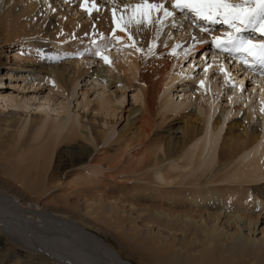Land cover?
<instances>
[{
	"label": "bare ground",
	"instance_id": "bare-ground-1",
	"mask_svg": "<svg viewBox=\"0 0 264 264\" xmlns=\"http://www.w3.org/2000/svg\"><path fill=\"white\" fill-rule=\"evenodd\" d=\"M100 1L97 4L95 0L98 10L93 8L89 13L85 9L91 7L93 0H0V43L27 38L36 55H23L21 50L14 52L10 62L16 70L33 75L34 80L41 76L53 91L65 97L73 96L78 78L98 79L96 85L102 88L100 92L96 89L99 93L91 108L96 113L117 118L120 113H116L113 102L121 104L119 99L125 98L126 91L136 90L132 91V97L137 103L127 109L124 129L117 130L113 139L115 128L110 126L107 135L106 130L90 121L83 123L76 113L60 120H49L50 115L29 119L28 131L20 139L14 126L18 113L0 115V264H264V239L242 234L232 237L225 227L207 228L192 217L180 216L179 211L169 213L163 206L155 210L154 216H149V221L144 220L149 229L143 231L136 228L135 219L124 216L117 206L126 199L151 197L150 201L165 203L169 208L188 205L194 211L203 205L201 211L204 209L209 214L207 219L218 220L223 215L228 225L243 226L255 233L260 215L244 218V211L249 209L244 201L264 210V130L262 134L260 130L264 126V113L263 117L244 113L239 123L235 122L241 126L240 131L234 133L238 128L232 120L226 123L239 110L232 109L233 104L215 116L214 97L211 102L209 98L203 99L204 105L198 106L197 111L195 108L187 111L190 114L183 111L184 102L168 99L171 84L181 76L173 77L169 71L176 56L181 61L193 54L198 45L205 46L213 35H222L230 29L227 25L221 29L202 21L194 24L191 14L185 18L184 13L177 14L171 8V0H149L163 2L174 11L173 17L159 23L162 12H153L147 22L128 23L133 8L142 0ZM119 1L122 4L112 5ZM81 3H85V8ZM113 9L117 21L123 17L120 23L127 24L123 32L113 23ZM200 26L209 28L210 32L201 33ZM243 35L259 38L255 32L253 36ZM117 36L120 39H114ZM109 39L126 48L123 52L126 66L117 62L105 64L101 57L95 58V51L106 50ZM41 46L49 50L40 53ZM106 51L102 53L109 58L111 55ZM61 52L76 55L58 63ZM39 55L46 61L40 62ZM213 65L218 62L213 61ZM253 69L242 65L238 68L235 74L245 73L240 84L247 75L253 76ZM203 76V84L208 88L206 75ZM258 77L253 76L262 99L264 77ZM111 85L123 90V94L107 93L110 88L105 89ZM196 90L202 99L204 89ZM87 100L84 107L91 102ZM41 101L37 110L50 113L53 100L45 97ZM262 106L264 101L260 109ZM13 107L26 109L15 104ZM230 107L228 114L226 110ZM50 110L54 115L60 112L57 107ZM176 119H183L178 134L166 140L157 136L155 128L166 120ZM135 124H138L135 130L128 133ZM45 128L49 131L45 132ZM42 132L45 134L41 137ZM79 137L91 142L93 148L87 151L83 144L89 146L85 143L73 146ZM64 144L70 147L66 152L61 151ZM158 148L162 156L157 153ZM138 153L142 156L133 159ZM53 161L62 162L61 167L56 168ZM166 162H172L173 169L179 166L178 174H171L163 166ZM68 168L78 170L74 187L66 194L50 195L52 203L57 204V200L62 206L38 211V199L54 188L50 184ZM85 171L96 178L86 177ZM147 188L149 194L143 192ZM252 190L256 194H250ZM70 198L82 200L85 208L81 210ZM153 225L165 228L166 233L152 231Z\"/></svg>",
	"mask_w": 264,
	"mask_h": 264
},
{
	"label": "rangeland",
	"instance_id": "rangeland-1",
	"mask_svg": "<svg viewBox=\"0 0 264 264\" xmlns=\"http://www.w3.org/2000/svg\"><path fill=\"white\" fill-rule=\"evenodd\" d=\"M24 1L26 2L28 0H24ZM96 1H97V4H101L100 0H96ZM50 3L53 4L52 1ZM116 3H117V5H119V4H122V1L114 2V3H112V5H115ZM103 4H109V2H107V3L105 2ZM54 6L55 7L57 6L56 7L57 9L59 8L58 5H54ZM56 8H54V9H56ZM177 14H182V13H179L177 11ZM83 19L85 21V18H83ZM83 19L82 18L79 19V20H81L80 22H82ZM224 26L225 25L221 23L220 25H215L213 27L222 29V28H224ZM246 33L247 34L249 33V35L251 34L252 36L254 35V32L251 30H249V32L246 31ZM24 39H26V40H24ZM210 41L208 43L206 42L205 46L200 45V47H199V45H198V47H196L193 50V54L187 55L186 57L182 58L181 61L178 58V56H176V59L174 60L175 61L174 63H176V64L175 65H173L174 63L171 64V67L169 68L170 69L169 71H171L170 74L172 73L171 75H173V77L175 76V74H179V75L181 74V76L182 75L183 76L182 77L178 76V78H176L173 81L174 84L173 83L171 84L172 86H170V88L168 90V91H170V98H168V99L170 101L173 100L176 103L184 102V104H185L184 108L185 109L183 111L186 110L185 112L189 113L187 111L193 110L194 108L196 110V109H198V106L199 107L203 106L204 100L208 101L210 99V102H211L213 97H214L215 101L214 102L212 101V105L216 109L215 116H216L218 111H221L223 108L228 107L229 104H233L232 109H234V107L235 108L237 107L239 110L237 111V113H235V115L232 114L231 116H229L226 123L229 122L230 120H232V124L234 123L237 128L241 127V126L239 124H236L235 122L238 120L237 123H239V120H240L241 116L244 115V113H250L251 115L263 117V114L261 113V111L259 112V109H260V105L264 101V98H263V96H260L262 99L259 98V94L261 91H260V88L258 87V85H259L258 82L255 81L256 79H254L253 76H255V78H259V77L256 76L255 73H252L253 76L247 75L245 77V79L243 80L242 84H240V79L245 76V73L241 74L242 71H240V73L235 74V72L236 71L239 72L238 68L240 69L241 65L239 63L236 64L235 61L230 59L228 56L214 52L215 47L212 45V42H210ZM110 42H111V45H110ZM23 43H25V44H23ZM50 43H52V42H50ZM44 44H47V43H43V45ZM60 48L64 49V46H60ZM20 50L23 52V55L30 54L32 56H36L35 53H33V50L31 48V45L28 43L27 38H22L20 40H18V39L17 40H10V41H8V43L6 42L5 45L0 43V115L10 116L12 113L15 114L14 112L18 113V115L16 114L18 117V118H16V120L17 119L18 120L14 124L15 135L17 138L21 139L24 137V135H26V132L28 131L29 119L30 120L31 119L39 120L41 117L43 118L46 115H50L49 120H52L53 118L60 120V117L62 119H64L66 115H70V116L73 115L74 116V114L76 113L77 116L79 115L81 117L80 120L83 123L90 121L89 123H92L93 126H99L103 130H106L107 135L110 134V132H111L110 129L108 130V128L110 126L115 128L116 131L113 134V136L111 137V139H113L116 136L117 130L122 131L124 129L125 112H127V109L129 111L130 107L137 104V103H135V101L132 97L133 96L132 91L135 93L136 90L126 91L125 98L119 99V100H122L121 104L119 102H116V101L113 102V106L114 107L117 106L116 113H120L119 116H117V118H116V116L111 117V116H107L104 114L96 113L94 111H91V108L93 107V101H94L95 97L100 92L101 86L96 85L97 83L100 82L98 79H96V78L93 79L92 76H89L88 78H84V77L78 78V80L76 82V86H74V89H72L74 91L73 96H71V95H69L68 97L62 96L61 93L53 91L54 89H52L53 87H51V84L49 82H46V80L43 79L41 76L35 77L36 80H34V78L32 77L33 75H30V74L27 75L25 72L18 71L15 69L14 65H11L12 62H10V61H12L11 59H12L13 55H15V53L17 51H20ZM48 50H49V48H47V46L39 47L40 53L44 52V51H48ZM106 50L103 49L101 51L100 50L95 51L96 52L95 54L97 56V57L95 56V58L105 56L104 53H102V51L103 52L106 51L107 53L109 52V55H111L110 56L111 58L109 57L110 63H105V64L111 65V62L112 63L117 62L118 64H122L123 66H126V63L124 62V55H123V52L125 53L127 51L125 47H122L115 40L109 39V45L106 48ZM211 50H212V52H211ZM97 52H100L101 55H97ZM55 55H57V54H55ZM58 55H60V58L56 62L59 63L62 61L61 63H64L65 60L70 59L71 57L74 58V56L76 54L75 55L73 54L74 56H72V55H68L66 53L61 52ZM39 56H40L39 57L40 62L43 63L44 61H46L45 59H43L44 56H42V55H39ZM214 58H216L215 59L216 61L214 60ZM220 59L223 62H220L219 61ZM213 61H214V63L218 62V65H213ZM222 64L225 66V67L223 66V68L225 69L224 72L220 71V67L222 66ZM47 65H54V64L49 63ZM205 68H207V71H205ZM226 74L228 77L227 79L225 78ZM171 75H170V77H171ZM203 75H206L207 80L205 81V83H207L208 88L205 87L204 84L201 86L200 82L203 80L202 79L204 77ZM261 76L264 77V73ZM167 81H169V80H167ZM186 86H189V87H187V89L186 88L184 89V87H186ZM198 87L203 88L205 91V96H203L202 99H200V97L198 95V91L196 90V88H198ZM108 88H110V89L108 90ZM182 88H183V90H181ZM209 88H210V90H209ZM96 89L99 91L98 93H97ZM105 90H108L107 93L112 92L113 96L116 94L118 95L119 93L123 94V90L118 89L114 85L108 86ZM83 93H85L84 94L85 96L83 95ZM180 95H182V96H180ZM212 95H214V96H212ZM190 96H192V97H190ZM41 97L42 98L49 97L50 101H52V100L54 101V102L53 101L50 102L51 108L48 109V111L50 113L45 114V113H41L39 111V109L37 110V106L42 103ZM27 98H28V100H27ZM85 98L88 99L87 102L88 101L92 102V103L88 102L87 107H84ZM11 101H12V103H11ZM231 101L232 102L234 101V102L232 103ZM14 104L17 106H21L23 108L26 107V109L14 108L13 107ZM52 105H55V106L52 107ZM54 107L55 108L57 107V110L59 109L58 111H60V107L63 108V109H61L63 112L60 111L58 113V115H54V113H52L53 111L50 110ZM237 108H236V110H237ZM230 109H231V107L226 110L228 112V114L230 113ZM181 112L182 111H179V114ZM63 113H65V114H63ZM39 115H41V116H39ZM51 116H52V118H51ZM80 117H78V118H80ZM182 120L183 119H176V120H169V121L166 120L165 123H162L159 128H155L154 130L157 133V136H160V137L162 136V138L164 140H166V138L168 139V137H172V136L178 134L177 132L179 130V127L183 126ZM103 121L106 125H103V123H102ZM137 125L138 124H135L134 127L132 126L133 129L131 127V129L128 130L127 132L131 133L132 130L134 131L135 130L134 128ZM224 126L225 127H223V131L226 130V124ZM65 129H66V126L63 130L65 131ZM260 130H261V134H262L263 130H264V126L261 125ZM46 131H49V130L48 129L46 130V128H45V132ZM233 131H234V133H236V132L239 133L240 128H238V129L235 128ZM45 132H42L41 137L45 134ZM127 132H125V133H127ZM62 133L63 132L61 131V134ZM221 134H223V132ZM153 137H155V135H153ZM76 141H77V143H76ZM76 141H75V143L74 142L72 143V144H74L73 146H77L81 143H85L89 146V148H88V147H86V145L83 144V146H85V149L87 151H90V149L93 148L92 147L93 144L91 142L85 141L82 137L81 138L79 137L78 140H76ZM28 143H29V140H28ZM68 146H70V145H68ZM211 146H212V144L210 145V147ZM61 148H62L61 149L62 152H66V150L70 147H67L64 144V146H62ZM81 148H83V147H81ZM190 148H191V145L188 146V149H190ZM157 153H159V155L162 156V152L160 151V148L157 149ZM136 155H138V156H136ZM136 155L135 156L133 155V159H138V158H140V156H142V154H139V153ZM55 160H58V159H55ZM61 163L62 162H59V161H53V165L56 164V168L61 167ZM171 165H172V162L163 163V166L168 167L167 169H168V171L170 170L171 174H175V175L178 174L177 172L180 171L179 166H177L176 169H173V167H171ZM186 165H187V167H189V164H186ZM185 170H187V169H183V171H185ZM59 171H57V175H59V173H58ZM77 172H78L77 168H71V169L68 168V169L64 170L63 175L57 176L59 181L57 180L56 182L54 181L50 184L51 186L55 185L54 188H51L49 191L44 192V194L41 195V198L38 199L39 200L38 202L40 205L39 207H37V209H39L38 211L45 212V211H43L44 209L45 210L46 209H52L53 207H58L59 205L62 206V204L59 203L57 200H55V202H57V204L52 203V201H50V195L51 194H57L58 195V194L68 193V191L71 190L70 188L74 187L75 182H73V180L78 175ZM84 175L86 177H89V178L93 177L92 175L88 174L87 171H85ZM99 177H101V176H99ZM95 178L96 177H93V179H95ZM138 183L144 184V183H140V182H138ZM146 185L149 186V184H146ZM129 186H131V185H129ZM148 188L144 189L143 192L149 194ZM139 190L140 189L138 187L137 191H139ZM133 192H132V195L135 194V192L134 193ZM262 192L264 193V190H262ZM239 193H241V192H239ZM250 194L254 195L256 193L252 190L250 192ZM139 195H142V193L140 192ZM146 196H148V195H146ZM151 198H138V200L137 199H132V200L126 199V200L119 202V204L117 206L122 211V214L124 216H128V217H131L132 219H135L136 228H139L143 231L146 229H149V225L147 223H144V220L149 221V216H154L155 210L156 209L157 210L162 209L161 206H163L164 210H167V212L177 214L178 212H172V211L173 210L179 211L178 214L180 216L192 217L198 223L200 222L201 224L205 225L207 228H214V227H218V226L219 227H225L224 230L226 231V233L229 234V236L232 235V237L242 234L248 238L254 237V238L260 239V240L264 239V210H261L258 207L256 208L255 207L256 205L253 203H251V205H250L249 204L250 202L248 200H246L247 202L244 201V204L247 205L246 208H248V205H249V209L244 211L246 213V214H244L245 215L244 218L256 217V215L257 216L260 215L259 219H258V223L256 225L255 233L248 232L247 231L248 229H245L243 226H240L242 228H239V227L237 228V226L234 227L231 224H230L231 226L228 225L229 223H227L226 217L223 215L222 216L219 215V218L217 217L218 220L207 219L206 216H208L209 214L207 212H204V209H203V211H201L203 205H200L199 207L197 206L198 208L195 207L197 210H194V211H192L193 206H188V205H181L180 207L169 208V206H167L165 203H161V204L159 203L158 204V203H156L155 200H154L155 202H152L153 200L150 201ZM70 200H71V202H74L73 204H76L77 206H79V208L81 210H83L85 208L82 200L78 201V200L73 199V198H70ZM109 203L110 202L107 201V205ZM205 206H206V204H205ZM190 211H192V212H190ZM212 212H214V210ZM200 217H202V218H200ZM124 223H122V224H124ZM126 224L127 223H125V225ZM151 230L154 232L158 231L156 233H159L160 231L166 233V229L161 228V226L157 227V226L153 225V226H151ZM14 259L17 260V258H13V260ZM242 260H244V259L242 258Z\"/></svg>",
	"mask_w": 264,
	"mask_h": 264
},
{
	"label": "snow or ice",
	"instance_id": "snow-or-ice-1",
	"mask_svg": "<svg viewBox=\"0 0 264 264\" xmlns=\"http://www.w3.org/2000/svg\"><path fill=\"white\" fill-rule=\"evenodd\" d=\"M81 7L85 8V3H81ZM93 8H97L95 0H93L91 7L85 10L91 13ZM171 8L184 13L185 18L191 14L194 24L202 21L205 25L221 23L227 25L230 31L222 35H213L211 37L212 45L223 52L239 53L246 67L259 64L264 71V0H171ZM153 12L163 13V16L158 18L157 23L174 16V11H170L163 2L150 3L149 0H142L133 8L128 23L132 21L140 23L141 20L147 22ZM123 20L124 18L120 17V22ZM120 22L117 21L115 9H113V23L118 24L120 31L123 32L127 24ZM249 29L258 33L259 38L243 35ZM115 31L116 29L113 28V32ZM200 32L208 34L210 30L205 26H200ZM114 39L118 40L120 37L117 36ZM128 39H132L131 35L128 36ZM97 55H101L100 52H97ZM247 57H251V61ZM101 58L105 63H110L107 56H101ZM220 71H225L223 66L220 67ZM225 78H228L227 74ZM200 83L202 86L204 82L201 81ZM260 111L264 113V106L261 107Z\"/></svg>",
	"mask_w": 264,
	"mask_h": 264
}]
</instances>
